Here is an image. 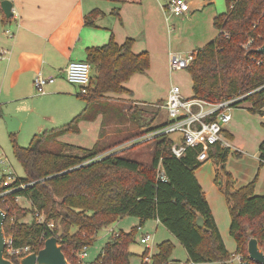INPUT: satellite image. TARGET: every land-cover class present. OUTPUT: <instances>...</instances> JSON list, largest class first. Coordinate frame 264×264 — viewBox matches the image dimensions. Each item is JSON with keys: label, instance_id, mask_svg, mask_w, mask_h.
<instances>
[{"label": "trees", "instance_id": "16d2710c", "mask_svg": "<svg viewBox=\"0 0 264 264\" xmlns=\"http://www.w3.org/2000/svg\"><path fill=\"white\" fill-rule=\"evenodd\" d=\"M127 1L138 3L139 0L117 2ZM223 1L225 11L212 22L217 35L194 52L195 57L186 68L192 82V97L212 103L242 97L231 107L249 102L248 111L262 115L264 56L256 50L264 41H256L247 50L243 45L264 32V0H237L232 8L233 0ZM111 14L119 18V9H113ZM98 16H101L98 10L87 14L85 26L93 27ZM133 44V39H126L119 45L111 34L105 45L86 49L85 62L94 70V76L90 78L87 95H77L85 103L84 109L69 123L34 135L28 147H20L15 134H9L12 154L24 172V178H18L13 185L23 184L25 188L10 193L4 201L0 199V209L6 214L5 237L12 239L14 248L28 247L31 253H37L47 238L58 234L59 225L62 236L58 243L68 263L76 264V253L90 247L99 230L123 217H134L139 225L130 232L110 236L94 263L129 264L132 256L129 246L134 242L135 232L146 221L156 220L183 247L187 262L224 264L232 254L222 241L195 177V171L202 165L195 159L196 151H188L177 160L171 154L170 141L159 136L95 160L119 144L133 141L157 128L139 129L103 149L97 143L87 149L60 140L67 134H78L82 122L101 118L103 124L123 116L122 109L111 105L107 95L131 96L124 85L150 68L149 54H134ZM126 112L130 122L136 124L141 110L130 107ZM225 137L230 139V136ZM145 144L151 146L150 164L125 156ZM258 152L259 166L264 167V141ZM228 155L229 149L215 145L208 152V160L214 169V186L224 197L230 218L229 235L235 242L234 254L247 258L250 238H255L264 252V196L254 195L255 180L245 187L235 188L232 175L225 168ZM158 164L166 182L157 180ZM16 197L26 199L29 208L16 204ZM35 211L44 215V225L36 223ZM27 217H30L29 221ZM198 219L202 221V228L197 226ZM49 223L53 224L52 229L46 228ZM73 228L74 233L71 232ZM148 251L146 248L140 256L142 264H167L173 245L169 241L161 242L156 254L145 262ZM5 257L17 264V257Z\"/></svg>", "mask_w": 264, "mask_h": 264}, {"label": "crops", "instance_id": "0c3cea01", "mask_svg": "<svg viewBox=\"0 0 264 264\" xmlns=\"http://www.w3.org/2000/svg\"><path fill=\"white\" fill-rule=\"evenodd\" d=\"M1 1L4 0H0V3ZM6 1L12 4L13 16L6 19L0 7V51H7V54L0 59V114L15 117L18 120L17 132L24 129L34 136L44 132L47 125L51 129L59 128L69 123L84 109L85 103L77 97V87L66 83L59 77V72L71 61H85L86 49L105 45L111 34L119 45L126 39H133L132 52L134 54L142 52L149 54L150 68L146 72L147 75H145L146 73L135 75L130 80L134 78L139 82L148 81L145 76L150 74L153 78L155 68L157 71L162 67L168 68L171 54L190 53L183 52L177 48V45H173L171 34L175 31L168 28V20L164 14L166 3L163 0H139L138 3L127 1L122 4L117 2L120 0ZM213 2L214 0H205L204 5H212ZM115 8L119 9V18L111 14ZM93 10L100 11L101 16L95 18L93 27H87L84 24V17ZM206 16L208 17V15ZM6 30L9 31V34L5 33ZM165 35L167 41L164 39ZM37 73H42L46 77L57 76L55 84L47 88L45 95H37L33 89L32 80ZM169 73L171 72L169 71ZM130 80L125 85H129ZM171 86H178V84H171ZM131 88L132 85L130 90L126 89L132 93V96H136L135 91ZM169 89L162 93L160 99L162 103L156 108L160 110L159 112L164 111L162 106ZM182 95L185 98L192 97V94L186 96L182 93ZM109 96L107 95V97ZM111 96L115 97V95ZM116 97L123 99L121 96ZM128 97L127 99H131L130 96ZM100 120L101 118H97L93 122H82L79 125L78 135L85 129L92 139V147L98 141L99 130H101ZM157 120H153L150 126L142 130L150 131L157 128L167 119L165 116L162 121L159 120V123L155 124ZM228 125L223 130L224 136L233 137V134L227 129ZM2 136L0 134V139ZM63 138L64 136L60 139L62 142H64ZM226 140L229 142L228 139ZM229 150L238 153L233 146ZM253 158L259 164L258 155H254ZM195 177L204 190L222 241L227 251L232 254L236 246L233 239L227 238L230 218L224 197L219 192V194H214V186L212 189L205 190L201 171L195 172ZM249 182L250 180L247 183ZM246 184H238L236 181L235 188H242ZM254 195L264 196V186L257 184ZM153 222L155 224L153 228L156 233L158 232V236L175 245V241L170 239L168 232L164 231L165 228L156 220ZM221 222L225 227H222ZM109 230L114 231V228ZM107 241L108 239L104 244ZM226 243L230 246H227ZM151 255L154 254H148L145 262H149ZM87 262L92 263L93 261ZM174 263L176 261L171 258L167 264Z\"/></svg>", "mask_w": 264, "mask_h": 264}, {"label": "rangeland", "instance_id": "374dc122", "mask_svg": "<svg viewBox=\"0 0 264 264\" xmlns=\"http://www.w3.org/2000/svg\"><path fill=\"white\" fill-rule=\"evenodd\" d=\"M168 1L169 0H163L166 4ZM186 1L190 3L189 13L182 17H170L167 25L170 30L175 31L171 34L173 45H177V48L183 52L191 53L214 40L217 32L213 28L212 20L213 17L222 14L225 11V6L223 0H214L213 4L208 6L204 5L205 0ZM206 15H208V17ZM164 39L166 40V35L164 36ZM187 54L188 53H183V55ZM145 75H147V73ZM145 77L148 81L139 82L133 78L130 80L129 85H124V87L128 90H130L132 85L131 89L135 91L136 96L131 95V99H127L129 98L127 95H121V98L123 99H118L116 96H109V103L119 107V109H122L123 116L109 119L104 121L103 124H100L101 130H99V137L96 143L100 145L101 149L121 142L128 135L148 127L155 119H158L155 124L159 123V120L162 121V119L166 116L165 112H159L160 110L156 108L162 103V100H160L162 98V93L166 92L171 84H178L182 93L186 96H190L192 94V82L186 69L169 73L167 67H162L159 71L155 68L153 78H151L150 74ZM130 107H136L141 110L136 124H132L128 119V113L126 111ZM250 107L251 104L249 102H242L238 106L231 109L232 121L228 125L227 129L233 134V137L230 136V139L226 138L224 133H222V139H228L231 146L237 149L238 153H233L229 150L225 168L232 175V178L235 181L234 185H236V181H238V184H246L249 180V183L255 180V186L257 184L264 186V167H260L258 161L253 158L254 155H258L259 145L264 141V112L262 115L251 114L248 111ZM0 119V134L3 135L0 139V147L10 161L16 177L24 178V172L12 154V144H10L8 138L11 133L7 132L6 123L2 118V114H0ZM50 129L51 127L47 125L44 131H48ZM16 132H14V134H16ZM17 134V144L20 147H28L33 134L29 133V131H25L24 129L18 131ZM63 140L68 144L82 148H91L93 145L92 139L90 135L85 132V129L81 131L80 135L67 134L64 136ZM133 144H135L133 141H129L124 144L121 143L117 148L102 154L100 157H103L108 153L127 149ZM150 149V144H145L128 152L125 156L148 165L151 163ZM207 161L195 171L202 172L205 182V190L209 188L212 189L214 186V169L211 161ZM214 191V194L218 193L216 188ZM27 202L28 201L26 199L21 198L19 200V205L23 208H29V203ZM26 220L29 221L30 217H27ZM153 223V220L146 221L141 226V230H137L135 232L134 242L129 246V252L132 254L129 264H142L140 256L144 250L148 248L149 254H156L157 246L165 240L158 236V232H155L153 228L155 224ZM138 225L139 221L137 218L123 217L112 223L110 226L99 230L93 244L84 252L85 261H95L97 256L101 253L104 242L110 237V233L108 231L110 228L113 227V232L117 234L119 232H130ZM221 225L222 227H225L222 222ZM75 231L76 230L74 228L71 230L72 233ZM164 231H166V233L168 232L166 229ZM146 234L151 236L152 241L148 245H142L140 244V238ZM168 235L171 237V240L175 241V245L172 244L173 251L170 259L172 258L176 261L174 264H187V254L185 250L169 232ZM228 237L231 238L230 235H227V238ZM226 244L227 246H230L228 243Z\"/></svg>", "mask_w": 264, "mask_h": 264}, {"label": "built area", "instance_id": "2783aa9c", "mask_svg": "<svg viewBox=\"0 0 264 264\" xmlns=\"http://www.w3.org/2000/svg\"><path fill=\"white\" fill-rule=\"evenodd\" d=\"M236 1L237 0H233L230 8L233 7ZM189 11L190 6L186 0H169L164 7V14L167 20L173 16H186ZM5 33L9 34V31L6 30ZM258 40L264 41V32L263 34H258L255 38L249 39L248 42L243 45V48L245 50L249 49ZM6 54L7 51L1 50L0 59ZM194 57V52L188 53L187 55L171 54L168 61L169 71L174 72L185 70L193 61ZM91 71L92 68L87 62L71 61L59 72V77H61L66 83L76 86L79 91L78 95L86 96L90 83ZM56 79L57 76L46 77L42 73L35 74L32 80L35 93L37 95H45L47 88L55 84ZM241 98L221 103H212L193 97L185 98L178 86H171L162 106L166 115V122L157 127L154 131H150L133 140V142H135V144L145 143L155 137L165 136L170 141V151L175 159L180 160L188 151L194 150L197 152L195 158L196 161L204 163L208 160V152L213 146L219 145L223 149L231 148V144L226 139H222V133L224 128L231 122V105ZM109 154L111 153H108L103 157H106ZM103 157L99 156L95 160H100ZM156 175L157 180L166 182L160 164L157 166ZM17 179L18 177H16L10 161L0 147V189H3L0 192V199L2 198V201H4V197L10 193L25 188V185L23 184L16 186L13 185ZM20 199L21 197H16L15 203L19 205ZM34 218L37 224H45L44 215L37 211L34 212ZM45 226L48 229L53 228L52 223ZM138 230H141V228H138ZM109 233L110 236L116 235L112 230H109ZM151 241L152 238L148 234L140 238V244L142 245H148ZM85 250L86 248H83L76 253V264H96L94 262L90 263L85 261ZM29 253H31V251L28 247L14 248L12 239L6 238L4 256L21 258ZM224 264L255 263L248 258L232 253L230 259Z\"/></svg>", "mask_w": 264, "mask_h": 264}, {"label": "water", "instance_id": "95a60500", "mask_svg": "<svg viewBox=\"0 0 264 264\" xmlns=\"http://www.w3.org/2000/svg\"><path fill=\"white\" fill-rule=\"evenodd\" d=\"M0 7L5 15L6 19H10L13 16L12 4L9 1H1ZM256 53L264 56V45L256 50ZM94 76V70L92 69L90 78ZM7 127L8 133H14L17 131L19 122L15 117H9L2 114ZM6 214L0 209V264H14L11 260L4 256L5 248V233L3 225L5 222ZM198 228H202L201 219L197 220ZM62 236V230L58 225V234L51 236L44 241L43 248L37 253H29L28 255L18 258L17 264H69L66 260L62 247L58 243V239ZM248 236L250 233L248 232ZM247 258L255 264H264V252L259 247L258 241L255 238H250L247 244Z\"/></svg>", "mask_w": 264, "mask_h": 264}]
</instances>
